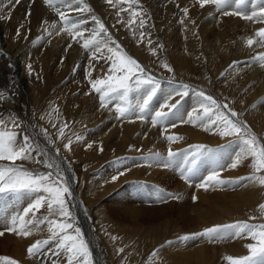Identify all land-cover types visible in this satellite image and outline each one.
Returning a JSON list of instances; mask_svg holds the SVG:
<instances>
[{
    "label": "bare ground",
    "instance_id": "1",
    "mask_svg": "<svg viewBox=\"0 0 264 264\" xmlns=\"http://www.w3.org/2000/svg\"><path fill=\"white\" fill-rule=\"evenodd\" d=\"M164 1L139 0V7L144 12L146 19V25L143 29L146 37L143 42H138L139 30L134 35L133 31L125 26V23L117 22L121 18L125 21L129 18L128 12H121L120 16H117L119 8H127V4H120L114 8L106 3V0H86L93 10L91 13H78L74 10L75 5L73 8H67L65 5H60V7L74 20L86 21L83 25L88 29L85 36H88L92 29L97 27L91 18L92 15L99 17L113 40L121 46L122 51L138 61L146 69V72L148 69L154 68L150 72L162 77H171L189 85V91L202 90L218 102L229 104V107L241 114L239 118L249 124L251 130L264 144V66L253 62L250 68H246V71H243L242 67L246 62L239 63L240 69L229 66L235 60L249 57V55H243L241 58L239 55L236 57L241 52L243 37L236 38L234 32L230 31L238 26L242 31H249L248 28H252L256 32L259 28L264 27V22L253 24V21L241 20L234 15L225 16L216 11L219 14L215 15L218 16L217 20L223 22L227 19L229 31L209 30L208 34L207 22L208 19H211L208 12L209 8L214 10L212 7L214 5L208 4L201 8L196 0H172V3L168 0L167 4ZM115 2L116 0H113V3ZM252 2L254 8L249 9L246 12L248 14L264 7V0H253ZM0 4L4 5L3 15L6 17H9V10H11L9 18L0 19V95L3 97L0 99V117L5 119L10 116L16 117L20 123V127L16 129L20 134L18 138L22 139L24 135H28L31 137V143L39 145V149L44 150L48 158L55 159L63 170H67L69 175L67 177L65 174V177L72 181V185H70L72 196L67 197V200L75 217L74 227L80 228V217H82L74 215V212L78 210L77 213L79 214V209L85 208L90 224L89 239H85L90 244L92 254L99 256L98 252L107 253L112 258H114L113 255H116L117 260L115 259L114 264H141L139 263V256L141 254L144 256L146 251L139 246L140 236H142L138 234L139 230L144 226V238H147L154 234L157 226L158 233L168 225L171 226L169 231L174 232L173 235L180 231H186V233L177 234V239L171 244L168 241L166 245H154L155 248L151 252L147 251L149 252L147 256L145 254L147 258L143 257L142 264H208L212 257L208 258L205 252L214 246L206 248L204 243L199 242V238L196 244L194 242V248L189 249L187 247L188 249L184 251L177 248L179 246L177 243L181 241L180 237L188 232H199L193 231L195 228L198 229L194 225L198 223L200 228H205L225 224V222L264 223V214L259 209V205L264 203V186L242 179L252 174L251 158L245 159L235 169L226 167L240 148L239 143L234 142L233 137H221L214 132L204 131L199 126V122L195 124L183 123L182 121L187 120L188 117L181 116L182 118L173 119L175 113L170 114L169 119L162 125L153 127L151 123L150 132H148L149 128L146 121L117 122L112 108L115 100L109 103L107 108L101 107L99 94L92 90L89 79L85 80L82 77L83 70L91 64L101 68L95 77H92L94 79L103 78L108 73V63L110 62L106 63L105 60L90 61V52L81 47L82 41L80 43L73 42L66 33L57 35L56 30L49 29L52 35L46 34L44 22L55 21L59 26V16L53 8L44 4V0H20L19 4H8V0H0ZM184 7L189 8L187 19H184V14L181 11ZM199 16H203L201 21H198ZM226 17L231 18L234 22ZM181 19H184V24L180 23ZM191 21H195V23L193 24ZM138 22L137 20V24ZM172 23H174V27L169 29L166 35L163 34L159 37L163 28ZM218 24L222 25L221 23ZM220 25H217V28ZM135 27L133 25V28ZM18 28L20 30L19 36H17ZM149 33L150 36L147 35ZM38 37L42 38L33 43ZM148 39L152 41L151 46L148 45ZM158 45H163V47L159 48ZM256 46L258 45L255 44L251 47L252 49L247 47L248 50L253 51ZM150 47L157 49L156 55L152 54ZM259 53L254 52L256 57ZM161 61H166L173 71L169 72L163 68ZM29 65H31V71ZM249 70L251 71L247 73ZM255 84L256 87H254ZM214 87L217 88L213 90ZM179 88L183 89V85H180ZM195 98L196 101L190 103V112L193 113L194 117L203 112V109L200 108L201 98L197 94H195ZM137 99H139L138 93H136L134 103ZM54 108L58 111H53ZM159 109L160 107L155 108L156 111ZM134 114L137 116L136 113ZM42 116L45 118L41 119ZM173 120H181L178 122L181 125L178 124L172 128L169 123ZM64 123L68 125L65 129L66 138L59 139V128ZM158 126L159 130L153 134L152 132ZM165 126L167 131H164ZM42 129L47 130V135L42 132ZM144 131L146 132L143 133ZM165 135H174L183 139L170 144L165 139ZM77 136H81L82 139L77 140ZM68 137L73 141L71 151L64 148ZM88 144H91L92 147L88 148ZM194 145H205L207 148L218 149L220 151L218 158L219 161H222L220 164L225 165V167L218 168V162L215 161L216 156L205 154L200 157L201 162L205 164V167L202 165L197 167L198 174L201 175L199 176L200 180L195 181L197 175L190 181L184 180V191L190 192L185 193L183 191L182 195H186V200L181 199V197L175 199L177 205L173 210L177 217L171 220L166 218L158 225L152 223L146 225L143 223L133 224L135 220L132 219V226L124 224L122 221H118L117 226H114L116 218L124 216V213H128L134 218L135 211L144 210V206L134 204L133 201L137 203L139 202L138 199L130 200L131 197H129L127 200H123L125 197L119 193L124 190L120 189L124 183L151 181L155 185L160 181L171 179L174 181V183L172 182L174 191L179 190L177 188L182 184L181 175L173 173L172 170L168 169L169 167L164 168L163 161H147L143 157L152 153H160L162 157H167L169 147L182 156L185 155V152H189L188 157H191V153L195 149L190 146ZM101 147L103 151H100ZM57 149H59L58 153ZM33 156L40 160L45 159V157L38 156L37 152H33ZM128 157L131 158V161H127ZM0 163L8 164L10 162L0 161ZM16 163L42 173L50 171L42 163L32 161H17ZM173 165L187 164L182 158ZM213 169L220 171L221 179L240 180L241 183L223 185L224 187L213 185L207 190L197 187ZM125 171L128 173L126 179H124L125 177L123 178L124 181L118 179L116 181L120 184H115L116 181H112V176ZM112 190V193L116 195L114 198H117L121 205L115 201L114 206L112 204L111 207H108L106 204H101V202L98 204L94 201L96 199L95 193L98 192L99 197H102ZM192 191L197 193L195 197L197 196L198 199L190 204V197H194ZM73 197L75 200L71 202ZM21 200L23 206L20 208L21 210H18L21 211L19 213H22L23 208L30 203L28 199H19L17 202ZM6 202L8 203L5 205V209L0 206V212L2 211L0 222L3 223L0 227H3V230L6 219L17 214L16 211H13L17 205L15 197L11 194H0V203ZM74 202H76L75 208L72 206ZM130 202H133L134 205ZM175 203L167 205V209ZM123 204L130 206L122 207ZM138 205L141 204L138 203ZM188 207L193 211V215L189 212L190 214L187 213L186 216L185 210ZM11 213L13 214L11 215ZM168 213L171 214L172 210ZM46 214L47 211L45 210L43 213L42 211L36 213L37 218H42ZM180 216L185 217V221L191 223V230L181 228V224L177 225ZM30 217L31 214L28 218ZM250 217H255V219H250ZM91 220L96 225L93 228ZM120 234L122 235L118 236ZM49 236L47 224L41 225L39 230L33 231L28 237L5 232V235L0 237V257L15 259L18 264H53V261L56 264H67V260H60L53 254L49 255L45 262L44 256L33 258L28 256L27 249L30 245L36 241L48 239ZM112 237H116V239L113 240ZM213 241L216 242L217 240ZM211 243L213 242L211 241ZM249 243H255V241L249 237H229L224 243L226 246L224 253L230 254L234 258L249 255V250L246 247ZM175 245L177 247L169 249ZM53 246H55L54 243H50L44 251L55 250ZM121 248L124 251L118 252V249ZM153 251H158V254L149 260ZM0 264H4V262L0 261ZM93 264H95L94 260Z\"/></svg>",
    "mask_w": 264,
    "mask_h": 264
},
{
    "label": "snow or ice",
    "instance_id": "2",
    "mask_svg": "<svg viewBox=\"0 0 264 264\" xmlns=\"http://www.w3.org/2000/svg\"><path fill=\"white\" fill-rule=\"evenodd\" d=\"M20 0H8V4H19ZM106 3L116 8L120 4H127V8H119L117 16L119 17L121 12H128V19L125 21L123 18L118 20V23H125V26L129 27L135 35L139 30V41L143 42L146 33L143 31L146 25V19L144 12L139 7V0H106ZM201 8L205 5L212 4L216 10L221 12L222 15H234L239 16L245 20L253 22H264V7H261L259 11H253L248 14L242 11V7L245 5L246 0H196ZM44 4L53 8L56 14L59 16V26L57 22L53 21L49 23L45 21L44 32L48 35H52L49 29L56 30V34L66 33L71 37L73 42L81 43V47L90 52V61L105 60L108 63V73L103 78L92 79V73L89 71L87 76L89 77V83L92 90L99 94L101 101V107L107 108L108 104L113 100L119 102L115 105V111L118 114L117 118H128L133 113L137 114V119L144 120L146 114L150 111L151 103L156 97L159 90V81L155 80L152 75L146 72V69L131 56H128L121 49V46L116 43L111 37L105 24L99 17L92 15V20L97 25L92 29L88 36L85 33L88 29L83 25L86 23L84 20H74L70 15L66 14L60 5H65L67 8H73L78 13H91L93 10L88 5L86 0H44ZM234 5V10L228 9ZM179 7V5H177ZM9 10V17H10ZM184 14V19L188 18L189 8L184 7L181 9ZM4 5L0 4V19H6L3 15ZM184 19H181L180 23L184 24ZM137 20L139 21L137 24ZM195 23V21H191ZM133 25L136 27L133 28ZM23 27V25H21ZM103 34V35H102ZM20 35L19 28L17 29V36ZM150 36V33L147 34ZM106 37V39H105ZM256 38H247L246 45L252 47L254 44L264 47V27L259 28L255 32ZM42 37H38V42ZM114 45V46H113ZM148 45H152L151 39H148ZM71 47V45H69ZM157 47L162 48L163 45ZM106 50V51H105ZM150 51L153 55H156L157 49L150 47ZM264 66V52H261L253 61ZM161 66L167 71L172 72V67L166 62L161 61ZM31 71V65L28 66ZM90 67L92 65L90 64ZM119 73V74H117ZM188 85H183V91H177L176 96H187ZM136 92L142 95L136 100V103H132L130 94ZM197 95L201 98L200 108L203 109L202 114L193 116V113H188V119L183 120V123H197L203 128L204 131L214 132L221 137H233L234 142H238L240 145L239 151L235 154V157L231 160L226 167L235 169L245 159L251 158L252 174L246 178L248 181L255 182L260 186H264V144L251 130L246 122L242 121L239 117L241 114L234 111L229 104L220 103L211 95H207L204 91H199ZM0 95V99H2ZM173 96H169L165 99V102L160 105V109L155 111L151 116L152 126L164 124L170 117V114H174L178 108L180 101L176 100L172 103ZM167 109L165 111L164 109ZM226 110V111H225ZM53 111H58L53 109ZM45 117H41L44 119ZM11 125V127H10ZM55 126V125H54ZM173 127L175 125H172ZM20 127V123L16 117L10 116L8 119L0 117V161H8V164L0 163V194H11L17 200L28 199L27 207L23 208L22 213H17L6 219L4 230L0 231V237L5 235V232L15 233L18 236L28 237L33 231L39 230L41 225L47 224V230L50 233L48 239L43 241H36L30 245L27 249V254L30 258L43 257L46 255L44 249L50 244L54 243L55 250L52 254L56 257H60L64 254L67 260V264H93V256L89 242L85 239L79 227H74L75 217L73 216L67 197L72 196L70 185L64 175V170L60 164L52 158L47 157V153L39 149V145L31 143V137L24 135L22 139H19V133L16 131ZM68 127L66 123L62 124L59 128L58 138L65 139V129ZM42 132L47 135V130L42 129ZM77 140L82 139L81 136L76 137ZM165 139L169 143H174L182 137L174 135H165ZM72 140L67 138V143L64 144V148L67 151H71ZM88 148L92 145L88 144ZM195 149L191 153V159L189 160L188 153L184 155L186 168L181 167L180 174L185 181H189L193 176L197 175L198 168L197 162L200 157L205 154H215L218 149L207 148L205 145L190 146ZM103 151V148H100ZM33 152H37L38 156L45 157L40 160L33 156ZM59 149H57V153ZM178 154L169 147L167 157H162L160 153H152L149 156L143 157L147 161H163V167L168 168L175 161ZM17 161H32L34 163H42L50 169L47 173H42L35 169H27L22 164H17ZM225 165H219L218 168H224ZM130 171V169H127ZM124 175V172H119L117 175L112 176V181L115 182L120 176ZM241 183L240 180H226L221 179L220 171L213 169L202 181L197 185L199 188L205 190L213 185H236ZM172 199H179V196H173L170 193L166 194ZM196 197H193L195 200ZM47 214L42 218H37L36 213L41 208H45ZM259 209L264 214V203L259 205ZM31 214V217L29 215ZM255 219V217H250ZM229 237H249L255 243H249L246 247L249 250V255L234 258L232 256L226 257L229 264H264V223H249L245 221H238L226 225H214L212 227L204 228L202 231L192 234H186L179 239L181 241L195 240L198 238L207 239L209 242L213 240H224ZM113 240L116 237H112ZM169 244L172 242L169 241ZM124 249H118V252H123ZM158 251H153L150 254L149 260L152 257H156ZM0 261L4 264H18V261L9 257H0ZM53 264H56L53 261Z\"/></svg>",
    "mask_w": 264,
    "mask_h": 264
},
{
    "label": "rangeland",
    "instance_id": "3",
    "mask_svg": "<svg viewBox=\"0 0 264 264\" xmlns=\"http://www.w3.org/2000/svg\"><path fill=\"white\" fill-rule=\"evenodd\" d=\"M168 0H165L164 1V3L165 4H167L169 1H171V3H172V0H169L168 2H167ZM253 0H246V3H245V5L242 7V11H244V12H247L249 9H253L254 8V5H253V2H252ZM167 2V3H166ZM213 7V9L214 10H210V8H209V12H208V14H209V16H210V18L211 19H208V22H207V32H208V34H209V30H217V31H229V29H228V22L226 21V20H224L223 22H220L219 20H217V18H218V16L216 17L215 15H219L216 11V8H215V6H212ZM233 6L232 7H230L228 10L229 11H232L233 10ZM177 10V9H176ZM254 11H259V9L258 10H254ZM217 13V14H216ZM252 13V12H251ZM212 16H214V17H212ZM202 17L203 16H199L198 17V21H201L202 20ZM235 17H237V18H239V19H241V20H245V19H243V18H241V17H239V16H235ZM215 20H214V19ZM226 18H228V17H226ZM228 19H230L231 21H233L234 22V20H232L231 18H228ZM218 22H217V21ZM211 21V22H210ZM213 21H214V23H213ZM226 21V23H224ZM248 21V20H247ZM211 23H213V24H215V25H211ZM218 23H221L222 25H220V24H218ZM253 24H256V23H263V22H252ZM225 24V25H224ZM171 25V26H170ZM170 25H168L167 27H165V28H163V30L161 31V33H160V36L159 37H161V36H163V34H167V31L169 30V29H171V28H173L174 27V23H172V24H170ZM210 25V26H209ZM217 25H220L219 26V28H217L218 26ZM224 25V26H223ZM216 26V27H215ZM227 26V27H226ZM226 27V28H225ZM237 27L238 26H235L233 29H232V31H230V32H234V34H235V36H236V38H240V37H243V40H242V45H243V47H242V45H241V52L239 53V54H237L236 55V57L239 55V58H241V56H243V55H249V57L248 58H245V59H240V60H235V61H233L231 64H229V66H231V67H240L239 66V63H241V62H246V63H244L243 65H242V67H243V71H246V68L248 69V68H250V65H252L253 64V61H254V59L256 58V56H255V54H254V52L256 53H261V52H264V47H260V46H256V47H254L253 48V51H251V50H248V47H247V45H246V39L247 38H256L255 37V32L252 30V28H248L249 29V31H242V29L240 28L239 29V27H238V29H237ZM222 28V29H221ZM223 28H225V29H223ZM234 29H236V30H234ZM165 30V31H164ZM231 30V29H230ZM238 30V31H237ZM164 31V32H163ZM236 32V33H235ZM239 32V33H238ZM236 38H235V40H236ZM208 39H211V38H208ZM253 46H255V44L253 45ZM252 46V47H253ZM242 48H244L243 50H242ZM250 48V47H249ZM246 49H247V51H249V52H247L246 51ZM250 49H252V48H250ZM245 50V51H244ZM184 52L186 53V50H185V48H184ZM252 57V58H251ZM253 57H254V59H253ZM99 69H101L100 67H98V66H92V67H90V66H88L86 69H84L83 70V75H82V77L85 79V80H88L89 79V77L87 76V73L89 72V71H91V73H92V76L93 77H95V75H96V73H97V71L99 70ZM240 69V68H239ZM152 70H154V68H152L151 70H147V73L148 74H150V75H152L153 76V78L155 79V80H157V81H159V90H158V92H157V95H156V97L153 99V101H152V103H151V108H150V111L146 114V117H145V119L144 120H140V119H137V116L133 113L130 117H128V118H120V119H118L117 118V113H116V111H115V105H116V103H118L119 101L118 100H115L114 102H113V106H112V108H113V112H114V117L118 120L117 122H129V123H131V122H133V121H135V122H139V121H146L147 122V124H148V128H149V131L148 132H150L151 130H150V124H151V116L154 114V112L156 111L155 110V108H159L160 107V105L162 104V102L164 103L165 102V99L167 98V97H169L170 95L171 96H173L174 97V99H172V101L171 102H176V100H179L180 101V104H179V106H178V108L175 110V114L173 115V119H176V118H182V117H188V113H191L190 112V106H191V102L192 101H196V98H195V94H197L199 91H196V90H192V91H189V88H188V95H187V97L186 96H183V97H181V96H176L175 95V93L177 92V91H183L184 89H181V88H179V86L180 85H187V84H185V83H181V82H179V81H177V80H174V79H172L171 77H162L161 75H156L155 73H153V72H150V71H152ZM251 70H249L247 73H249ZM91 76V78L92 79H94L93 77ZM170 85V86H169ZM167 86V87H166ZM189 86V85H188ZM254 87H256V84H255V86ZM170 88V89H169ZM190 88H191V86H190ZM217 87H214L213 88V90H215ZM165 89H167V91H165ZM139 96L140 95H142V92L140 93V94H138ZM135 96H136V92H133V93H131L130 94V99L132 100V103H134V100H135ZM190 99H189V98ZM189 99V101H188V99ZM191 100V101H190ZM185 102V103H184ZM180 108V109H179ZM165 111H167V109L165 108L164 109ZM189 110V112H186V111H188ZM182 113V114H181ZM180 116V117H179ZM182 116V117H181ZM175 117V118H174ZM179 121H181V120H179ZM179 121H176V120H173V121H171L170 123H169V125L170 126H172V124L173 125H175V126H178V122ZM179 125H181V124H179ZM247 125L249 126V124L247 123ZM174 126V127H175ZM173 126H172V128H174ZM159 130V126L152 132L153 134H155L157 131ZM164 131H167V127L165 126L164 127ZM146 131H144L143 133H145ZM174 152H176L177 153V151H174ZM220 151H218L216 154H215V156L218 158V156L220 155V153H219ZM167 153H168V150H167ZM186 153V152H185ZM187 153H189V152H187ZM210 156H212L211 154H209ZM124 156H126V155H124ZM190 157V156H189ZM214 157V156H213ZM182 158H184V156H182V155H177L176 156V158H175V161L172 163V165L168 168L170 171L172 170L173 171V173H177V174H180V169H181V167H184V168H186L188 165H180V166H174L173 164H175L179 159H182ZM191 158V157H190ZM217 158H216V160L215 161H217L218 163L217 164H219V165H221L220 163L222 162L221 160L219 161V158H218V160H217ZM124 161V160H123ZM127 161H131V158H127ZM200 165H202V166H204L205 167V164H203L202 162H201V160L199 159V161L197 162V167H199ZM217 170V169H216ZM65 172H64V175L66 174L67 175V177H68V175H69V173L67 174V170L65 169L64 170ZM179 172V173H178ZM119 173V172H118ZM117 173V174H118ZM116 174V175H117ZM127 175H128V173H127V171H125L124 172V175H122V176H120L119 177V180H122L124 177V179H126V177H127ZM181 175V174H180ZM196 176V175H195ZM198 176V177H197ZM197 176H196V180L195 181H199L200 179H199V176H201L200 174H198L197 173ZM138 177H140V176H138ZM194 177V176H193ZM192 177V178H193ZM221 177H222V174H221ZM182 178V177H181ZM124 179H123V181H124ZM144 179H146V178H144ZM171 180V179H170ZM168 180V181H166V180H163V181H160L158 184H153L151 181H137L136 183L135 182H126V183H124V185L122 186V187H120V189L122 190V189H124V190H122V191H120V193L119 194H121L123 197H125L123 200L125 201V200H127V198H129V197H131L130 198V200H133L134 198L135 199H138L139 200V202H135V201H133L134 202V204H136L137 206H144V210H142V211H139V210H137V211H135V217L134 218H132V216L131 215H129L128 213H124V216H122V217H120V218H116V220H115V222H116V224L114 225V226H117V224H118V221H122L124 224H127V225H131V223H132V219L133 220H135L134 222H133V224H138V223H143V224H150V223H152V224H155V225H158L159 223H161V222H163V221H165L166 220V218H168L169 220H171V219H174V218H176L177 217V214L175 213V211L173 210V209H175V207H176V203L175 202H177L175 199H172V198H170L169 196H167L166 194L167 193H172V195H174V196H179V197H181V199H183V200H186V195H182L184 192L185 193H188V192H190V191H184L185 190V188H184V186H183V181H184V179L182 178L181 179V183L182 184H180L179 185V187L177 188V189H179V190H177V191H174L173 190V188H174V185H173V183H174V181L173 180ZM122 181V182H123ZM190 181V180H189ZM194 181V182H195ZM67 182H68V184L69 185H72V181L71 180H69V179H67ZM163 182V183H162ZM173 182V183H172ZM138 183V184H137ZM162 183V184H161ZM115 184H120V182H118V181H116V183ZM172 184V185H171ZM137 185V186H136ZM160 185V186H159ZM166 185H168V186H166ZM151 186V187H150ZM156 187V188H155ZM183 187V188H182ZM221 187V186H220ZM222 187H224V186H222ZM158 188V189H157ZM182 188V189H181ZM116 189V188H115ZM117 190V189H116ZM115 190V191H116ZM171 191V192H170ZM176 192V193H174V192ZM184 191V192H183ZM72 192V191H71ZM111 192V193H110ZM109 193H107L105 196H107L106 198H104L105 196H102V197H99V195H98V192L97 193H95V197H96V199H94V201H96L98 204L101 202V204H106L108 207H111L112 206V204H113V206H114V204H115V201L116 202H119L118 200H117V198H114L116 195H114V193H112L113 192V190L112 191H110ZM196 192H198V191H196ZM174 193V194H173ZM178 193H179V195H178ZM192 193H193V195L195 196L197 193H194V191H192ZM117 196H119V195H117ZM159 196V197H158ZM165 196V197H164ZM113 198V200H112V198ZM168 199H167V198ZM197 197V196H196ZM170 198V199H169ZM16 199V198H15ZM105 199V200H104ZM116 199V200H115ZM180 199V198H179ZM196 199H198V197L196 198ZM195 199V200H196ZM9 200H11V199H9ZM75 200V198L73 197V198H71V202H73ZM98 200V201H97ZM102 200H104V201H102ZM190 204H193V202H194V200H193V197L191 196L190 197ZM133 202H130L132 205H134L133 204ZM7 203L8 202H6V203H0V206L2 207V209H5L6 207H5V205H7ZM18 203H20L19 205H18ZM75 203L76 202H74L73 204H72V206H73V208H75ZM138 203H140L141 205H138ZM171 203H175V204H173L170 208H168L167 209V205H169V204H171ZM16 206H15V208H13V211L15 212V213H19V212H21V211H18V210H21L20 208H22V200L20 201V202H17V199H16ZM98 204H97V206H98ZM119 204L121 205V202H119ZM124 205V204H123ZM130 206V205H129ZM129 206H127L126 204L124 205V206H122V207H129ZM79 207V206H78ZM133 209V208H132ZM44 210L46 211V207L44 208ZM44 210H43V208H41L40 209V211H42V213L44 212ZM108 210H109V208H108ZM131 210V209H130ZM170 210H172V213L171 214H169L168 212H170ZM78 212V210L77 211H75L74 212V215H78V216H82V217H80L81 218V223H79V225H80V229H81V231H82V233L83 234H85V238L86 239H89V231H90V224H89V221H88V215H87V210L84 208V209H79V214L77 213ZM122 212V211H121ZM191 213V215H193V211L192 210H190V207H188L186 210H185V213H186V216H187V213L188 214H190ZM0 213H2V211L0 212ZM41 213V212H40ZM77 213V214H76ZM13 213H11V215H12ZM10 215V216H11ZM166 215H168V216H166ZM127 216V217H126ZM118 219V220H117ZM179 219L181 220H179V222H177V225H180V227L181 228H183L184 227V229H186V230H191V227H190V225H191V223L190 222H187V221H185L186 220V218L185 217H183V216H180L179 217ZM176 220H178V219H176ZM92 224H91V226H92V228L93 227H95L96 225H94V222L91 220L90 221ZM179 223V224H178ZM226 223L227 224H231L230 222H225V224H218V225H226ZM3 223L2 222H0V225H2ZM132 224V225H133ZM131 225V226H132ZM143 226V225H142ZM187 226V227H186ZM195 227H197L198 229H196L195 228V230H193V231H199L200 232V230L202 231L203 230V228L204 227H199V224L197 223L196 225H194ZM214 226V225H213ZM85 227V228H84ZM171 226H168V225H166L162 230H160L158 233H157V228H158V226L155 228V230H154V234L153 235H151V236H148L147 238H144V236H145V228H144V226L141 228V230H139V232H138V234H140V235H142V236H140V238H141V240H140V242H139V246L142 248V249H144V251H146V252H144V256H145V254H146V256H147V253H149V252H151L155 247H154V245L155 246H162V245H166V243L168 242V241H171V242H173L174 240H176L177 239V234H179V233H182V232H184V233H186V231H180L179 233H177V234H174L173 235V233L174 232H170L169 231V228H170ZM190 227V228H189ZM189 228V229H188ZM205 228H207V227H205ZM83 229H85V230H83ZM126 229V228H125ZM3 230V227H0V231H2ZM89 230V231H88ZM97 232V231H96ZM188 232V231H187ZM141 233H143V234H141ZM157 233V234H156ZM170 233V234H169ZM172 233V234H171ZM166 234V235H165ZM187 234H192V232H188ZM122 234H120V235H118V236H121ZM158 235V236H157ZM169 235H171V236H169ZM163 236V237H162ZM165 236V237H164ZM167 237V238H166ZM95 238V237H94ZM229 238H227V239H224V240H217L216 242H214V241H212L213 243H211V242H209L208 240H206V239H204V238H199V240L198 239H195L194 241H192V240H189V241H186V242H184V241H180V243H177V244H179V246L177 247L176 245L175 246H171L169 249H171V248H173V247H177L179 250H181V251H184L185 249H190V248H194V245L196 244V242H202V243H204L205 245H206V248H208V247H210V246H214L213 248L212 247H210V248H208L207 250H206V255H207V257L209 258V257H212L211 258V260L209 261V263L208 264H229V261L226 259V257H228V256H230V254H225L224 252H226V246H224V243L228 240ZM147 240H149V241H147ZM142 241V242H141ZM158 241V242H157ZM150 242H151V244H150ZM187 242H189V243H187ZM194 242H195V244H194ZM107 244V243H106ZM120 244V243H119ZM184 244H186V245H184ZM189 244H191V245H189ZM149 245V246H148ZM153 245V246H152ZM53 247H55V246H53ZM153 247V248H152ZM188 247V248H187ZM160 248V247H159ZM158 248V249H159ZM225 248V249H224ZM223 249V250H222ZM52 251L53 250H47V251H45V253H46V255L44 256V262H45V259H47L48 258V256L49 255H51L52 254ZM147 251H149V252H147ZM94 254V253H93ZM92 254V256H93V260H94V262H95V264H114V261H115V259L117 260V256L116 255H113V257L114 258H112L111 257V255H109V254H107V253H102V252H98V255L99 256H96L95 254L93 255ZM220 254H222V255H220ZM105 255V256H104ZM104 256V257H103ZM143 254H141L140 256H139V263H141L142 264V262L144 261L143 260ZM144 257V258H147V257ZM104 258V259H103ZM141 258V259H140ZM216 258V259H215ZM59 259L60 260H63V261H65L66 260V257L64 256V255H61L60 257H59ZM118 259H119V257H118ZM159 260H160V258H159ZM59 261V260H58Z\"/></svg>",
    "mask_w": 264,
    "mask_h": 264
}]
</instances>
